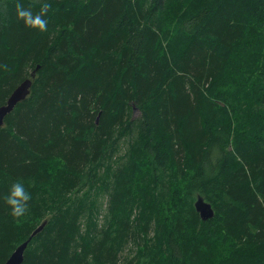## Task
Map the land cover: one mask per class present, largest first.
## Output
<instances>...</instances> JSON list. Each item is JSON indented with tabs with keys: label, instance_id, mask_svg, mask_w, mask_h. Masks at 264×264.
Here are the masks:
<instances>
[{
	"label": "trees",
	"instance_id": "1",
	"mask_svg": "<svg viewBox=\"0 0 264 264\" xmlns=\"http://www.w3.org/2000/svg\"><path fill=\"white\" fill-rule=\"evenodd\" d=\"M37 65L0 126V264L45 220L21 264H264V0H0V104Z\"/></svg>",
	"mask_w": 264,
	"mask_h": 264
},
{
	"label": "water",
	"instance_id": "2",
	"mask_svg": "<svg viewBox=\"0 0 264 264\" xmlns=\"http://www.w3.org/2000/svg\"><path fill=\"white\" fill-rule=\"evenodd\" d=\"M38 69V65L31 71L30 75L20 81L10 92L8 97L6 98L3 104H0V126H3L5 116L10 113L15 105L24 100L30 93V89L32 86V82L36 76V70ZM194 206L196 211L199 213L202 219H207L214 215V210L210 204V202L205 201L201 196H198L194 202ZM46 224V220L40 223L29 235V237L21 242L16 248L11 252L8 258L2 264H21L24 258V250L34 235H36L39 231L42 230L44 225Z\"/></svg>",
	"mask_w": 264,
	"mask_h": 264
},
{
	"label": "clouds",
	"instance_id": "3",
	"mask_svg": "<svg viewBox=\"0 0 264 264\" xmlns=\"http://www.w3.org/2000/svg\"><path fill=\"white\" fill-rule=\"evenodd\" d=\"M47 11V3L35 14L31 10L25 9L19 4L17 5V15L23 20L25 26L38 29L39 31H44L47 28ZM3 199L9 206L10 214L13 217H22L28 210V202L32 199V196L31 193L26 190L25 185L17 181L11 184L7 195L4 196Z\"/></svg>",
	"mask_w": 264,
	"mask_h": 264
}]
</instances>
